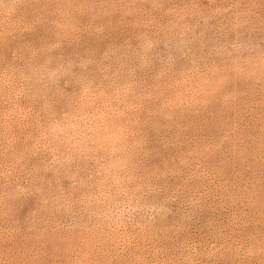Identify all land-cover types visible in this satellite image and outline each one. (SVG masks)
Here are the masks:
<instances>
[{
    "label": "rangeland",
    "instance_id": "rangeland-1",
    "mask_svg": "<svg viewBox=\"0 0 264 264\" xmlns=\"http://www.w3.org/2000/svg\"><path fill=\"white\" fill-rule=\"evenodd\" d=\"M0 264H264V0H0Z\"/></svg>",
    "mask_w": 264,
    "mask_h": 264
}]
</instances>
